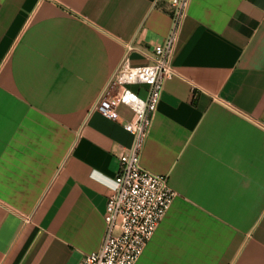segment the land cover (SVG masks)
<instances>
[{
	"label": "crops",
	"instance_id": "1",
	"mask_svg": "<svg viewBox=\"0 0 264 264\" xmlns=\"http://www.w3.org/2000/svg\"><path fill=\"white\" fill-rule=\"evenodd\" d=\"M171 1L0 0V264L99 249L134 112L94 106L126 55L150 62ZM173 66L141 166L176 196L136 264H264V0H190Z\"/></svg>",
	"mask_w": 264,
	"mask_h": 264
},
{
	"label": "built area",
	"instance_id": "2",
	"mask_svg": "<svg viewBox=\"0 0 264 264\" xmlns=\"http://www.w3.org/2000/svg\"><path fill=\"white\" fill-rule=\"evenodd\" d=\"M190 0H172V26L152 53L142 52L150 62L132 65L126 55L101 91L94 110L119 120L117 108L130 107L134 115L122 121L133 136L131 145L119 156L120 168L108 197L106 229L98 250L85 255L79 264H136L169 210L176 192L166 175H156L141 166V154L149 134L164 84L177 75L173 58ZM136 49L128 47V51ZM132 85L147 87L143 98Z\"/></svg>",
	"mask_w": 264,
	"mask_h": 264
}]
</instances>
